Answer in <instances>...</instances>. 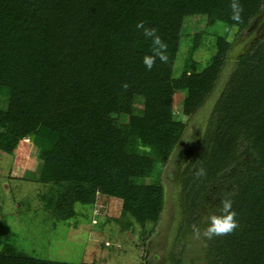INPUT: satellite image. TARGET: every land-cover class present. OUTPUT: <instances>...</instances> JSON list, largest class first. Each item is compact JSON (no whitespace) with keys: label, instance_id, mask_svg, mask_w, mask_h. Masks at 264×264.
Here are the masks:
<instances>
[{"label":"trees","instance_id":"obj_1","mask_svg":"<svg viewBox=\"0 0 264 264\" xmlns=\"http://www.w3.org/2000/svg\"><path fill=\"white\" fill-rule=\"evenodd\" d=\"M230 4L0 0V153L14 155L26 139L37 148V180L48 186L40 200L51 215L65 220L76 203L96 207L99 198H112L140 226L144 242L155 233L165 207L167 162L234 48L216 36L214 55L202 67L196 56L204 32L196 33L175 76L185 22L205 17L208 27L223 23L242 34L264 9V0H241L242 20L234 22ZM140 21L158 28L168 45V62L157 60L151 70L142 63L152 45L136 28ZM236 62L202 150L182 172L183 197L191 216L215 186L233 199L239 227L209 240L211 264H264V37ZM177 94H184L178 119ZM200 167L206 175L197 177ZM6 243L0 264H71ZM184 250L173 264H184Z\"/></svg>","mask_w":264,"mask_h":264},{"label":"rangeland","instance_id":"obj_2","mask_svg":"<svg viewBox=\"0 0 264 264\" xmlns=\"http://www.w3.org/2000/svg\"><path fill=\"white\" fill-rule=\"evenodd\" d=\"M206 23L205 17L186 20L175 76L182 72L191 45L190 38L196 33L204 32L203 47L196 56L202 67H206L214 55L216 36L227 37L234 44V51L207 105L189 121L190 125L183 118L188 125L187 136L180 150L167 163L163 175L165 208L160 225L148 241L142 240L140 226L133 218L121 214V202L117 199L102 198L98 208L76 203L73 216L65 220L51 215L40 200V194L48 186L37 180L40 170L37 169L38 150L31 142H25L14 155L0 153V251L4 245L2 242H7L33 257L71 264H173L172 258L185 247L182 255L184 264H211L209 240L202 236L196 238L193 227L203 230L207 217L217 213L221 187H213L207 195L206 206L191 216L185 207L182 172L186 163L202 150L213 110L236 69L237 59L264 37V15L242 34L223 23L211 27ZM183 97L184 94L174 97L177 119L181 116L180 101ZM136 106L142 107L139 99ZM214 195L216 199H213ZM190 221L192 223L188 224Z\"/></svg>","mask_w":264,"mask_h":264},{"label":"clouds","instance_id":"obj_3","mask_svg":"<svg viewBox=\"0 0 264 264\" xmlns=\"http://www.w3.org/2000/svg\"><path fill=\"white\" fill-rule=\"evenodd\" d=\"M231 20L240 22L242 20L243 6L241 0H231ZM138 30H142V35L145 39L151 42V53L144 55L142 63L146 69L151 70L157 60L161 63H167L169 60L168 45L165 40L159 35L158 28L148 26L145 21H140L136 24ZM127 87V84L124 85ZM195 175L202 177L206 175V169L200 167ZM216 199V196H213ZM220 203L217 213H213L207 217V225L201 230L199 227H193V234L196 238L201 236L205 240H212L214 237H219L232 233L239 227L237 212L233 207V199L230 194L221 193L219 196ZM206 206V205H205Z\"/></svg>","mask_w":264,"mask_h":264},{"label":"water","instance_id":"obj_4","mask_svg":"<svg viewBox=\"0 0 264 264\" xmlns=\"http://www.w3.org/2000/svg\"><path fill=\"white\" fill-rule=\"evenodd\" d=\"M222 73H223V71H222ZM222 73H221L220 77L222 76ZM207 102H208V101H206V103L203 105V107L207 105ZM203 107H201V109H202ZM197 114H199V111H198L195 115H197ZM188 125H190V122H189ZM188 125L186 126L185 131H184V133H183V135H182V137H181V139H180L178 145L176 146V148H175V150H174V152H173V154L171 155V157H170L169 160H171V158H174V156L176 155V153L180 150L181 146L183 145V142L185 141V137L187 136ZM169 160H168V161H169ZM167 163H168V162H167ZM188 164H189V162L186 163V166H187ZM186 166H185V168H186ZM185 168H184V169H185ZM165 171H166V170H165ZM164 208H165V207H164ZM163 212H164V210H163ZM161 219H162V214H161L160 221H161Z\"/></svg>","mask_w":264,"mask_h":264},{"label":"flooded vegetation","instance_id":"obj_5","mask_svg":"<svg viewBox=\"0 0 264 264\" xmlns=\"http://www.w3.org/2000/svg\"><path fill=\"white\" fill-rule=\"evenodd\" d=\"M264 15V12L261 14V15H259L258 17H257V19L256 20H258V19H260L262 16ZM234 51V48H233V50H232V52ZM229 62H231V61H229ZM160 225V222H159V224H158V226ZM157 226V227H158ZM157 229V228H156ZM156 231V230H155ZM148 251H150V249L148 250Z\"/></svg>","mask_w":264,"mask_h":264},{"label":"crops","instance_id":"obj_6","mask_svg":"<svg viewBox=\"0 0 264 264\" xmlns=\"http://www.w3.org/2000/svg\"><path fill=\"white\" fill-rule=\"evenodd\" d=\"M17 151H18V150H17ZM17 151L15 152V154L17 153ZM27 152H28V151H26V154H27ZM29 152H30V151H29ZM25 158H26V156H25ZM37 165H38V164H37ZM37 169H38V166H37ZM45 191H46V190H45ZM41 194H42V193H41ZM41 194H40V195H41ZM100 199H102V197H101V198H99V201H100ZM99 201H98V203H97L96 207L98 206V204H99ZM97 208H98V207H97Z\"/></svg>","mask_w":264,"mask_h":264},{"label":"built area","instance_id":"obj_7","mask_svg":"<svg viewBox=\"0 0 264 264\" xmlns=\"http://www.w3.org/2000/svg\"><path fill=\"white\" fill-rule=\"evenodd\" d=\"M25 142L30 143V140L29 139H26Z\"/></svg>","mask_w":264,"mask_h":264}]
</instances>
